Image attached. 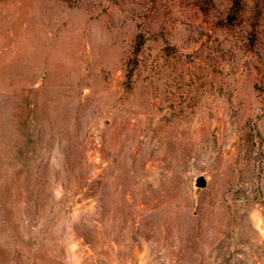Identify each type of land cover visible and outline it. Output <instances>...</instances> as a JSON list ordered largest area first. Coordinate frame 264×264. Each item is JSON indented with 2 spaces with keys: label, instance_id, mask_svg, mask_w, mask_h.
I'll list each match as a JSON object with an SVG mask.
<instances>
[{
  "label": "rangeland",
  "instance_id": "obj_1",
  "mask_svg": "<svg viewBox=\"0 0 264 264\" xmlns=\"http://www.w3.org/2000/svg\"><path fill=\"white\" fill-rule=\"evenodd\" d=\"M0 264H264V0H0Z\"/></svg>",
  "mask_w": 264,
  "mask_h": 264
},
{
  "label": "water",
  "instance_id": "obj_2",
  "mask_svg": "<svg viewBox=\"0 0 264 264\" xmlns=\"http://www.w3.org/2000/svg\"><path fill=\"white\" fill-rule=\"evenodd\" d=\"M204 185H205V182L203 179L200 178L197 180V186L198 187H204Z\"/></svg>",
  "mask_w": 264,
  "mask_h": 264
}]
</instances>
